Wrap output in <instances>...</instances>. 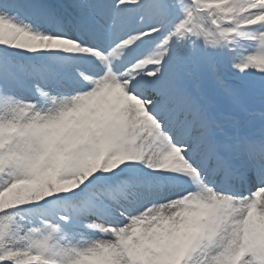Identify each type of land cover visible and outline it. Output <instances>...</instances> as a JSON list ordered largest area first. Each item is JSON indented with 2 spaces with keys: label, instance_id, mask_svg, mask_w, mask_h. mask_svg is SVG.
<instances>
[{
  "label": "snow or ice",
  "instance_id": "obj_1",
  "mask_svg": "<svg viewBox=\"0 0 264 264\" xmlns=\"http://www.w3.org/2000/svg\"><path fill=\"white\" fill-rule=\"evenodd\" d=\"M0 264H264V0H0Z\"/></svg>",
  "mask_w": 264,
  "mask_h": 264
}]
</instances>
